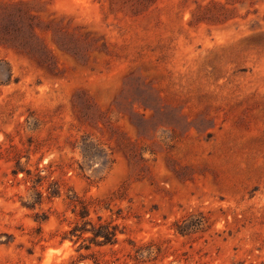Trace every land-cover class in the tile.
Returning a JSON list of instances; mask_svg holds the SVG:
<instances>
[{"label":"rangeland","instance_id":"obj_1","mask_svg":"<svg viewBox=\"0 0 264 264\" xmlns=\"http://www.w3.org/2000/svg\"><path fill=\"white\" fill-rule=\"evenodd\" d=\"M86 253L264 264V0H0V264Z\"/></svg>","mask_w":264,"mask_h":264},{"label":"trees","instance_id":"obj_2","mask_svg":"<svg viewBox=\"0 0 264 264\" xmlns=\"http://www.w3.org/2000/svg\"><path fill=\"white\" fill-rule=\"evenodd\" d=\"M68 205L75 216V220L62 239L68 238L73 243H78L77 251L82 248L89 250L91 244L102 247L113 245L117 241L116 237L119 230L116 224L102 220L101 216H97L95 221L90 217L91 210L106 209L105 206L101 207L94 200L81 199L75 195L69 198ZM89 260L93 264H108L107 260L98 259L91 253L79 254L78 256V261L87 262Z\"/></svg>","mask_w":264,"mask_h":264},{"label":"bare ground","instance_id":"obj_3","mask_svg":"<svg viewBox=\"0 0 264 264\" xmlns=\"http://www.w3.org/2000/svg\"><path fill=\"white\" fill-rule=\"evenodd\" d=\"M79 264V263H78Z\"/></svg>","mask_w":264,"mask_h":264}]
</instances>
